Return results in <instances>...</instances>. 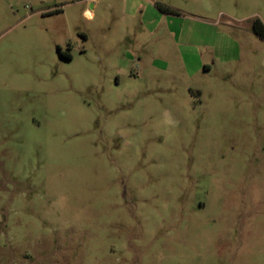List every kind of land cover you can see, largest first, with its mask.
Listing matches in <instances>:
<instances>
[{
  "label": "rangeland",
  "instance_id": "374dc122",
  "mask_svg": "<svg viewBox=\"0 0 264 264\" xmlns=\"http://www.w3.org/2000/svg\"><path fill=\"white\" fill-rule=\"evenodd\" d=\"M264 0H0V264H264Z\"/></svg>",
  "mask_w": 264,
  "mask_h": 264
},
{
  "label": "trees",
  "instance_id": "16d2710c",
  "mask_svg": "<svg viewBox=\"0 0 264 264\" xmlns=\"http://www.w3.org/2000/svg\"><path fill=\"white\" fill-rule=\"evenodd\" d=\"M252 31L254 32V34H256L260 39L264 40V27L262 25L259 26H254L252 28Z\"/></svg>",
  "mask_w": 264,
  "mask_h": 264
}]
</instances>
